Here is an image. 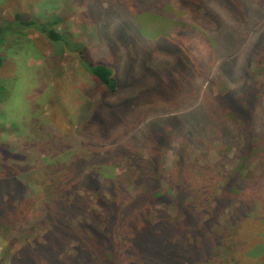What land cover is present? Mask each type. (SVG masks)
<instances>
[{"label": "trees", "instance_id": "obj_1", "mask_svg": "<svg viewBox=\"0 0 264 264\" xmlns=\"http://www.w3.org/2000/svg\"><path fill=\"white\" fill-rule=\"evenodd\" d=\"M209 1L189 2L195 10L204 7V23L215 26L212 38L206 39L209 52L182 53L185 63L178 62L171 70L147 62L145 70L156 69L158 81L168 84L153 82L147 90L141 89L148 76L156 79L152 73L134 89L140 98L145 92L165 101H177L181 94L183 109L159 118L148 115L139 122L140 115L148 112L145 103L136 108L122 104L109 114L110 104L126 91L125 77L111 65L91 64L85 57L86 43L72 44L71 34L56 29L59 16L50 18L47 10L37 13L31 8L10 17L13 23L3 28L1 42L37 30L53 44L78 53L86 72L104 88L101 100L81 121L84 129H98L102 140L88 138L81 147L83 155L70 165L50 167L47 175L36 164L21 165L24 156L13 146L0 145V220L16 228L26 242L34 227L31 204L35 196L43 195L34 191L31 179L49 181L51 190L42 211L47 223L43 240L34 239V247L28 242L21 249H49V264H83L85 259L87 264H97V259L100 264H201L212 260L216 249L224 248L230 239L228 229L221 226L222 217L236 223L238 234L244 225L264 220V183L256 190L258 184L250 188L247 178V167L258 165L264 182V0ZM123 39L135 44L140 37ZM218 83L222 90L215 94ZM187 98L193 103H183ZM159 101H149L150 113ZM69 148L63 156H73ZM170 150L175 166L162 167L160 162ZM50 151L53 161L59 162L54 148ZM120 164L129 171L124 176L118 174ZM82 193L92 196L97 207ZM151 213L158 222L152 221ZM81 234L90 236L97 254L87 256L91 250L84 245L76 248V258L61 259ZM253 253L256 259L262 255L257 249ZM26 255L35 259L34 264H45L47 259L34 250Z\"/></svg>", "mask_w": 264, "mask_h": 264}, {"label": "rangeland", "instance_id": "obj_2", "mask_svg": "<svg viewBox=\"0 0 264 264\" xmlns=\"http://www.w3.org/2000/svg\"><path fill=\"white\" fill-rule=\"evenodd\" d=\"M191 1L0 0V34L6 25L13 23L10 22V17L17 12L25 13L32 8V10L36 9L37 13L47 10L46 14L50 18L59 16L60 24L56 29L71 34L72 44L78 40L85 46V42L88 46V55L85 57L91 64L111 65L116 74L119 70L125 77L126 91L120 92L121 97L115 98L110 104L109 114L125 104L136 108L138 104L145 103L148 112L140 115L137 120L139 122L146 119L148 115L159 118L175 114L181 111V108L183 109L181 94L177 101L152 98L155 95H148L145 92L140 98L139 93L134 89L145 83L144 76L153 73L156 77L155 79L152 75L148 76L147 81H149L141 88L144 87L146 90L152 87L153 82L155 84L159 82L160 78L155 72L156 69L145 70L144 64L157 62L168 66L171 70L178 62L180 65L185 63L183 55L180 56L182 53L192 50L209 52L207 44L209 42L206 39L212 38L215 26L210 27L204 23V7L201 6L195 10L196 8L189 6ZM74 2L80 4L77 5ZM215 8L222 11L219 6ZM98 18L99 21H97ZM26 32L25 38L8 36L4 42H1V38L3 40L5 36L3 33L0 35L2 63L0 65V145H11L18 153H21L24 156L21 165L36 164L42 173L49 175L50 167L70 165L75 157L83 155L81 147L91 136L102 140L98 129H84L82 122L84 123L83 119L91 113L94 102L101 100L104 88L97 86L86 72L82 64L83 60L78 53H73L62 44H53L37 30ZM133 34L140 37L139 42L134 44L130 39H123L128 35L132 38ZM84 63L87 64V62ZM185 66L190 68L191 64ZM142 75L143 81L139 80ZM258 77L263 79L261 75ZM189 81L187 80L186 83L190 85L191 80ZM159 84L165 86L168 83L162 81ZM138 90L140 91V88ZM213 90L215 94L220 92L221 84H216ZM154 99L160 101L154 112L150 113L151 107L148 103ZM183 103L191 104L193 99L187 98ZM231 120L234 121L232 118ZM64 147L67 149L70 147L71 152L70 150L69 152L73 156H63L67 150ZM52 148H54L55 156L61 157L58 159L59 162L53 161L54 154L50 151ZM217 159L218 156L214 153L213 160ZM175 160L174 152L170 150L164 155L160 164L162 167L173 168ZM152 164H155L154 159ZM122 165L120 164L118 174L121 173L124 176L129 171ZM247 170L250 188L253 184H258L255 189L259 190L260 185L264 183L261 180L260 166L252 165L247 167ZM31 180L34 191L43 192L40 197L35 196L36 200L31 204L34 208L31 218V223L34 225L30 231L31 238L26 242L23 236L16 233V228L5 226L0 220V264H26L27 261L34 264L35 259L26 255V252L31 250L36 251V254L47 255L44 263L49 264V249L37 250L36 247L26 251L21 249L28 242L34 247V239L43 240L47 226L46 221L43 220L45 217L42 211L49 204L48 195L51 194L49 181L38 177ZM35 192L32 190L31 196ZM80 196L97 207L92 196L86 193ZM151 214L152 221L158 222L155 213ZM172 215L176 217L175 213ZM220 221L221 226L228 229L226 235L230 239L224 248L216 249L212 260L201 264H264V220L262 218L244 225L239 234L238 226L229 218L222 217ZM17 222L18 220L15 222V227L18 225ZM11 237L14 239L11 240ZM78 238L80 240H73L69 247L67 246L68 249L61 259L69 255H75L74 258H76L78 252L76 248L84 245H88L91 250L87 256L97 254L95 253L97 249L90 244V236L81 234ZM256 249L262 254L259 259L252 256ZM95 262L100 264L98 259ZM87 263L88 260L85 259L83 264Z\"/></svg>", "mask_w": 264, "mask_h": 264}]
</instances>
